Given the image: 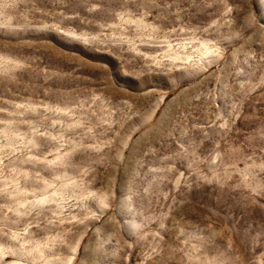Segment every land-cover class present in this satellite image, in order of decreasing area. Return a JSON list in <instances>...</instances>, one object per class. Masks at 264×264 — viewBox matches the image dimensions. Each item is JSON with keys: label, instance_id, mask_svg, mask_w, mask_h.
<instances>
[{"label": "rangeland", "instance_id": "rangeland-1", "mask_svg": "<svg viewBox=\"0 0 264 264\" xmlns=\"http://www.w3.org/2000/svg\"><path fill=\"white\" fill-rule=\"evenodd\" d=\"M0 249L264 264V0H0Z\"/></svg>", "mask_w": 264, "mask_h": 264}, {"label": "bare ground", "instance_id": "bare-ground-1", "mask_svg": "<svg viewBox=\"0 0 264 264\" xmlns=\"http://www.w3.org/2000/svg\"><path fill=\"white\" fill-rule=\"evenodd\" d=\"M198 53V52H197ZM208 53V51H204V53H202V55L200 56V58L199 59H197L198 60V62L197 63H193L196 67H197V69L195 70L196 71V73L193 75V76H183V78H181L180 79V83L181 82H183V81H187V80H190V79H192V78H195L197 75H199V73L201 72V71H204L205 69H207V67H208V65H207V63H205V61H206V58H205V54H207ZM219 56V55H218ZM217 57V56H216ZM213 58V57H212ZM179 59V58H178ZM218 59V58H217ZM216 59V60H217ZM208 60V59H207ZM214 60V59H213ZM216 60H214L213 62H211V63H214ZM190 61V60H189ZM195 62V61H194ZM207 62H210V61H207ZM211 63H209V65L211 64ZM206 64V65H205ZM164 98L165 97H161V99H160V101H159V104L157 105V107H156V109L151 113V115L143 122V124H142V126H144V125H146L147 123H149L150 121H152V119L154 118V116H155V114H156V112H157V109L162 105V103L164 102ZM131 229H132V231L134 232V231H136V229L138 228V223L137 222H135V221H132V222H130V226H129ZM1 253H2V249H0V255H1ZM76 254H77V251L75 252V256H76ZM75 256L73 257V258H71L66 264H73L74 263V259H75Z\"/></svg>", "mask_w": 264, "mask_h": 264}]
</instances>
